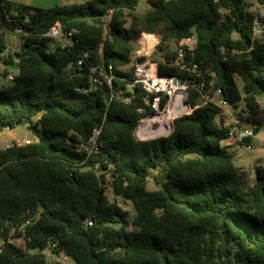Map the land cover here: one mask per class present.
I'll return each instance as SVG.
<instances>
[{"label": "trees", "instance_id": "obj_1", "mask_svg": "<svg viewBox=\"0 0 264 264\" xmlns=\"http://www.w3.org/2000/svg\"><path fill=\"white\" fill-rule=\"evenodd\" d=\"M141 1L0 0V29L20 37L10 51L0 34V61L15 65L7 83L0 72V131L26 118L35 128L29 144L0 147V264H65L60 253L74 264H264V164L252 178L235 164L223 108L198 92L212 77L241 126H264V32L252 33L254 18L264 28V0L254 10L250 0H144L139 15ZM52 25L74 29V44L49 49ZM192 32L184 58L204 74L171 64ZM143 33L159 37L158 73L190 80V111L167 135L138 140L151 111L141 86L129 88ZM94 65L112 66L111 85H91ZM94 128L99 151L88 155L80 144Z\"/></svg>", "mask_w": 264, "mask_h": 264}, {"label": "built area", "instance_id": "obj_2", "mask_svg": "<svg viewBox=\"0 0 264 264\" xmlns=\"http://www.w3.org/2000/svg\"><path fill=\"white\" fill-rule=\"evenodd\" d=\"M17 32V31H16ZM75 30L71 29L64 31L61 27L57 25H52L49 29L43 34L46 38L49 39V49L54 47H59L61 49L66 48L67 46H72L75 42L73 38ZM264 32L262 23L258 18H254L252 22V33L253 36H259ZM4 33L0 29V34ZM196 44V34L192 32L190 35L182 38L177 47H176V60L174 63L179 70L195 73L204 74L197 70V63L194 61H186L185 53L186 51L192 50ZM7 48L10 50L9 45ZM12 48L10 51H13ZM81 61H78L80 64ZM91 73V85L100 86L103 84L111 85L112 79L114 78L113 68L111 65H108L106 68L99 65H94L90 68ZM133 79L129 84V88H133L135 85L139 84L141 88L145 91V102L149 105L151 111L144 115L137 123L136 129L134 130V137L138 140H144L152 137H157V135L164 136L171 131V123L177 114L168 118L169 110L174 108L176 97L179 93L182 94L181 103L187 104L186 98L188 95L187 87L190 83L189 79L180 80L173 75H163L158 73L157 65L155 62H150L142 60L137 62L132 70ZM208 74V73H207ZM209 76H213L212 73H209ZM6 79L11 81L13 79V74L10 72ZM214 79H202L198 86L199 92V102L201 103H212L218 107L224 108L228 107L227 101L221 95V89L216 87L214 84ZM86 91V88L83 89V92ZM164 100V103H162ZM228 129V139L232 140L234 143L242 149L246 147L249 149L251 144H244L241 141L244 138L252 137V129L247 126H241L239 120L236 117H231L225 122ZM160 129H164L161 133H158L152 137H143L142 134L149 132H156ZM6 131H9V128H5ZM100 133V128H94L92 134L89 138L80 144V148L86 152L88 155L91 153H96L99 151L97 145V139ZM31 140L23 139L21 143L16 142L19 145L29 144ZM236 150L235 155L240 156L243 154V151ZM57 260L65 264H74V262L63 253H60L57 257Z\"/></svg>", "mask_w": 264, "mask_h": 264}, {"label": "rangeland", "instance_id": "obj_3", "mask_svg": "<svg viewBox=\"0 0 264 264\" xmlns=\"http://www.w3.org/2000/svg\"><path fill=\"white\" fill-rule=\"evenodd\" d=\"M26 5L34 6V7H53L56 5H72V4H80L87 0H17ZM251 6L250 9H257V4L254 0H250ZM148 10V5L144 0H142L136 10V13L141 15L144 14ZM260 10V8H258ZM261 11V10H260ZM4 36L7 41V45H9L10 50L17 49L20 43V37L17 32L7 31L4 32ZM258 37H262L261 35ZM159 37L156 35H150L147 33L141 34L137 39V52L135 53L136 57H144L146 61H150V57L153 55V50L155 45L157 44ZM152 62V61H150ZM5 68L8 72H15V65H4L2 61H0V72ZM7 79L3 82L7 83ZM259 102L262 107H264V97L259 98ZM173 109V108H172ZM190 111V106L188 105L187 109L177 112V116L188 113ZM226 117L224 119V123L233 117L232 109L229 107L223 108ZM160 136V135H157ZM33 140L35 139L32 132L27 128L25 124L16 125L13 129L9 131L3 130L0 131V147H5L6 145L12 144L13 142L21 143L23 139ZM232 141V140H230ZM232 143V142H231ZM229 150H240L241 148L236 144H229ZM243 151V155L236 156L235 155V164L243 166L250 174V178H252L254 174V166L256 164H264V126L260 128V130L251 137V147L247 149L243 147L241 149ZM122 208L128 212V217L131 220L133 217V211L131 205L129 203H122Z\"/></svg>", "mask_w": 264, "mask_h": 264}, {"label": "bare ground", "instance_id": "obj_4", "mask_svg": "<svg viewBox=\"0 0 264 264\" xmlns=\"http://www.w3.org/2000/svg\"><path fill=\"white\" fill-rule=\"evenodd\" d=\"M181 99H182V94L179 93L176 97V100H175V104H174V108L173 109H170L169 110V113H168V118H171L172 116H174L175 114H177V112H180L182 110H185L187 109L188 105L187 104H184L181 103ZM164 129H160L156 132H149V133H145V134H142L143 137H152V136H155L157 135L158 133H161Z\"/></svg>", "mask_w": 264, "mask_h": 264}, {"label": "water", "instance_id": "obj_5", "mask_svg": "<svg viewBox=\"0 0 264 264\" xmlns=\"http://www.w3.org/2000/svg\"><path fill=\"white\" fill-rule=\"evenodd\" d=\"M138 62H141V61H138ZM188 105H189V104H188ZM19 124H20V122H17V123H16V125H19ZM22 124L29 125V130H30L31 132H34L35 128H34L33 125L30 124L28 118L24 119V120L22 121ZM171 130H172V123H171ZM256 133H257V131H256L255 129L252 130V135H255ZM152 138H154V137H152ZM250 140H251V138H250V137H247V138H244L241 142L247 145V144L250 143Z\"/></svg>", "mask_w": 264, "mask_h": 264}, {"label": "crops", "instance_id": "obj_6", "mask_svg": "<svg viewBox=\"0 0 264 264\" xmlns=\"http://www.w3.org/2000/svg\"><path fill=\"white\" fill-rule=\"evenodd\" d=\"M16 1H17V0H16ZM150 35H151V34H150ZM247 127H248V126H247ZM25 139H27V138H25ZM231 142H232L233 144H236V143H234L233 141H230V139L225 140V141H224V144L229 145V144H232ZM250 144H251V140H250ZM236 145H237V144H236ZM237 146H238V145H237ZM234 151H235V150H234ZM242 155H243V154H242Z\"/></svg>", "mask_w": 264, "mask_h": 264}]
</instances>
